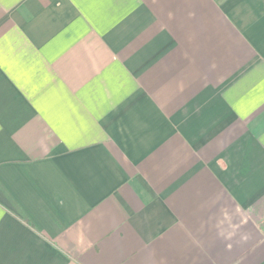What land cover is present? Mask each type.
Masks as SVG:
<instances>
[{
  "label": "crops",
  "instance_id": "0c3cea01",
  "mask_svg": "<svg viewBox=\"0 0 264 264\" xmlns=\"http://www.w3.org/2000/svg\"><path fill=\"white\" fill-rule=\"evenodd\" d=\"M0 264H264V0H0Z\"/></svg>",
  "mask_w": 264,
  "mask_h": 264
}]
</instances>
